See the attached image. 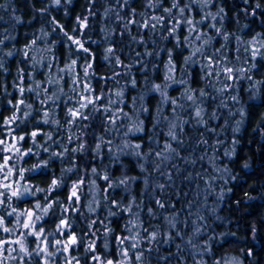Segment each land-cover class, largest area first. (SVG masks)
<instances>
[{
  "label": "rangeland",
  "instance_id": "374dc122",
  "mask_svg": "<svg viewBox=\"0 0 264 264\" xmlns=\"http://www.w3.org/2000/svg\"><path fill=\"white\" fill-rule=\"evenodd\" d=\"M176 2L179 8L189 7L180 13L172 8L173 0H159L158 7H148V0H60L59 5L53 0H0V39L4 40L0 95L8 97L0 98V141L14 105L29 124V129L17 125L13 130L20 147L14 134L7 147H0L18 151L26 148L23 141L28 138L47 162L43 176L21 181L19 192L28 189L25 196L14 198L8 207L0 198L5 203L0 208L4 220L0 264H93L84 228L74 212L73 185L84 193L97 228L100 264H242L248 258L264 264V178L257 182L245 166L252 161L249 148L254 143L264 160V55L252 56L254 48L264 54V0ZM25 8L34 9L42 25L37 39H31L15 19ZM164 8L172 9L171 17ZM152 16L164 19L157 23L150 20ZM132 20L138 24L128 23ZM146 20L149 26L143 27ZM208 38L211 42L203 46V54L192 57L195 63H185ZM217 49L219 65L204 68L207 56ZM225 67L233 69L230 75L224 73ZM156 84L165 96L153 91ZM188 95L193 99L188 100ZM87 99L97 100L95 129L104 142L94 141L86 181L78 182L74 147L66 142L67 132L75 128L68 111L76 108L75 101ZM173 99L176 105L169 103ZM197 110L201 117H196ZM134 126H142L143 131L129 133ZM170 130L179 143L167 135ZM136 144L141 147L134 149ZM165 144L176 151H165ZM8 169L12 171L9 163ZM124 177L135 179L118 184ZM109 183L116 186L110 188ZM29 212L31 226L25 229L22 224L29 220ZM237 217L251 223L252 246L235 226ZM61 220L70 227L59 230ZM111 230L114 239L109 237ZM73 235L77 242L69 245ZM122 238L126 239L120 244ZM40 248L45 251L36 255Z\"/></svg>",
  "mask_w": 264,
  "mask_h": 264
},
{
  "label": "trees",
  "instance_id": "16d2710c",
  "mask_svg": "<svg viewBox=\"0 0 264 264\" xmlns=\"http://www.w3.org/2000/svg\"><path fill=\"white\" fill-rule=\"evenodd\" d=\"M17 16L20 18V24L23 27L26 34L31 39L39 38L43 33L42 25L38 22V15L34 9H21L18 11ZM42 73V72H41ZM106 78V77H105ZM0 98L3 100L8 99L5 93H1ZM94 103L87 104V107L80 109L81 115L75 118V128L70 129L66 135V142L69 143L74 149V157L72 158L74 172L77 174L76 178L79 179L80 182L84 179L86 181V177L88 175V161L90 156V149L95 140L104 142L103 135L97 133L95 127L98 119L97 107L98 104L97 100L93 99ZM87 103L84 102H77L75 101L74 104L76 108H79L80 104ZM18 106V105H16ZM15 105L11 108L10 112H8V117L5 121H10V123H5V133L3 132V143H1V147H7L9 142L12 140L13 130L16 132L15 129L18 127H22L23 129H29V124L25 121V118L22 113L18 116V109ZM63 106V105H62ZM62 106L60 108H62ZM86 117V118H85ZM4 122V120H3ZM18 125V127H17ZM9 128V132H8ZM70 128V127H69ZM15 136V145L19 146L20 140L18 137ZM25 140V139H24ZM27 144H26V143ZM23 146L26 145V148H20L18 151L12 150L8 151V149H3L0 147V192H5L9 198L2 196L3 199L7 202V207L10 205V201H14V198L11 196L12 191L20 190V183L21 181L25 182L26 177H38L44 175V169L46 168L43 166L45 163L41 158V150L40 147H35V144L31 141H23ZM83 145V147H81ZM31 150V155H26V153ZM252 161L246 165V169L251 171L256 175L257 182H260L264 177V160L260 157V153L258 150V145L256 143L252 144L249 148ZM12 154V157L6 158L7 155ZM8 163L12 167L8 169ZM36 165H42V167L36 168ZM32 169V171H29ZM106 174L108 175V169H106ZM7 176V179H5ZM82 177V178H81ZM3 185H10L8 189H5ZM72 192V191H71ZM77 195L79 196V200L76 197L72 196V202L74 204V212L75 215L78 217L80 224L83 226L85 234L84 239L91 247V261L93 264H100L98 261L103 259L100 254L99 246L97 245V235L98 231L96 226L94 225V221L91 216V212L88 209L86 202H85V195L82 191L77 189ZM69 194V195H70ZM1 198V196H0ZM4 202V200H3ZM12 204V203H11ZM13 205V204H12ZM5 207V203L0 204V208ZM2 209V208H1ZM235 226L242 232V238L247 245H251V229H250V222L246 221L240 217L236 218L234 222ZM110 239H114L116 234L111 230L109 234ZM160 242L166 244V239L161 238ZM252 246V245H251ZM253 248V247H252ZM99 257V259H95ZM98 262V263H97ZM213 264H224L220 261L213 262ZM228 264V263H227ZM242 264H253L251 259H243Z\"/></svg>",
  "mask_w": 264,
  "mask_h": 264
},
{
  "label": "snow or ice",
  "instance_id": "6c2138e0",
  "mask_svg": "<svg viewBox=\"0 0 264 264\" xmlns=\"http://www.w3.org/2000/svg\"><path fill=\"white\" fill-rule=\"evenodd\" d=\"M117 2L119 3L120 0H117ZM203 2H204V4L206 5V4L208 3V0H203ZM247 2H248V0H245V3H247ZM53 3H54L55 5H59V4H60V0H53ZM124 3H127V0H124ZM147 6H148V7H158V6H160V5H159V0H157L156 4H153V3H151V0H148ZM187 7H189V5H185V8H187ZM259 7H260V5L257 4V5H256V8H259ZM172 8H179V4L176 2V0H173ZM185 8H179L180 13H183V12L185 11ZM45 10H46V9L41 10V11H45ZM132 11L134 12L135 10L133 9ZM163 11L166 12V13H168V14H169V17H171V11H172V9H170V8H164ZM221 11H223V9H221ZM252 14H255V9L253 10V13H252ZM15 19H16L17 22H20V18H19V17H15ZM163 19H164V17H162V16H161V17H157V16H152V17H150V20H152V21H156L157 23L162 22ZM78 20H79V18H78ZM128 23H137V24H138V22H137V21H134V20L129 21ZM186 23H188L189 25H191V24H192V21H191V20H188V21H186ZM198 23H202V21H200V22H198ZM80 25H81V27L86 26V25L84 24V22H80ZM142 26H143V27H148V26H149V21L146 20ZM151 26H152L153 28L156 27L155 24H152ZM177 26H179V22H178ZM125 29H127V24L125 25ZM172 32H175V28H173ZM217 32L219 33V30H217ZM171 34H172V33H170V35H171ZM65 35H67V33H65ZM257 35H259V34H257ZM5 38H7V37H5ZM196 38H197L198 40L201 39V37H200L199 35H198ZM69 39H72V38L69 37ZM131 39H132V40H136L135 37H131ZM186 39H187V38H186ZM225 39H227V37H225ZM253 40H256V37H253ZM139 42L142 43L143 41H139ZM210 42H211V38H208V39L203 40V45H202V47H200V48H196L195 51L192 53L191 56L186 57V58H185V63H188V62L195 63V61L192 60V57L195 56L196 53H202V54H203V46H205V45H209ZM3 43H4V40H3V39H0V45H2ZM33 43H35V41H33ZM73 43L79 45V47H80L81 49H83V51H85V52L88 51V49L83 48V44H82L79 40H73ZM177 46H179V45H177ZM107 52L112 53V52H113V49H112V48H108V49H107ZM219 53H220V49H217L215 53H213V54L210 55V56H207V63H206L203 67H204V68H211L214 64L218 66L219 63H220ZM148 54L150 55V53H148ZM7 55H8V56H12L13 53H12V52H9V53H7ZM137 55H139V53H137ZM257 55H264V54H261V53L259 52V49H258V48H254L253 51H252L253 59H255ZM25 56H27V52H25ZM169 56H171V53H170V52H169ZM106 58H107V57H106ZM75 63H76V61H72V64H73V65H75ZM117 63H118V64L121 63V62L119 61L118 58H117ZM168 64H169V65L172 64L171 59H169ZM2 67H3V64L0 63V68H2ZM90 67H91L90 64H88V65L85 66V75H87L88 68H90ZM223 71H224L225 74L230 75V74L232 73L233 69H232V68H227V67H225V68L223 69ZM211 74H212V73H209V75H211ZM165 79L167 80V79H169V77L166 76ZM73 83H75V81H73ZM134 83H135V81H133V84H134ZM164 87L166 88L167 85H165ZM23 91H24V90L21 89V92H23ZM86 91H90V88H89V89H86ZM153 91L161 92V95H162V96H165V95H166L164 92L161 91V85H159V84L153 85ZM117 95H120V94L117 93ZM200 95L203 96V95H205V93H204L203 91H201ZM49 99H52V98L49 97ZM81 99H85V98L81 97ZM97 99H99V97H97ZM187 99H188V100H192L193 97H192L191 95H188V96H187ZM91 103H94V101H93L92 99H87V103L80 104L79 108L69 109L68 114H69L71 117H73V119H75V118H77V117H79V116L81 115L80 109L87 107V104H91ZM169 103H171V104H173V105H176V101H175L174 99H173V100H170ZM174 110H175V109H174ZM44 115L47 116L48 113L45 112ZM195 115H196V117H201V111H200V110H197L196 113H195ZM85 118H86V117H85ZM44 122L47 123V120H45ZM199 122H200V123H203V120H200ZM5 123H6V124H7V123H10V121H5ZM171 127L174 128L175 125L173 124ZM141 131H143L142 126H134V127L128 129V132H129V133H132L133 135H134L136 132H141ZM31 135H32V137H35V136L37 135V133H36V132H33V133H31ZM167 135H168L169 137H171L172 140L177 141V137H176V134H175L174 131H171V130H170V131L167 133ZM20 139L22 140V139H24V137H20ZM0 143H3V141H0ZM177 143H179V141H177ZM205 143H206V141H205ZM81 147H83V145H81ZM96 147H97V149H99L100 145L98 144ZM126 147H127V145H126ZM133 147H134V149H139L141 146H140L139 144H136V145H134ZM164 149H165V151H168V152H175V151H176V149H173V148L171 147L170 144H165ZM76 150H77V149H73V151H76ZM45 151H46V149H45ZM31 154H32V153H31V150H29V152L26 153V155H31ZM135 154H136V155H140V153H139L138 151L135 152ZM52 155H58V154L53 153ZM60 155H62V154H60ZM156 156L160 157V156H164V154H163V152H156ZM164 159H168V157H167V156H164ZM201 159H203V157H201ZM46 164H47V162H45V164H44L43 166H46ZM245 166H246V165H245ZM0 167H2V166H0ZM35 167H36V168H39V167H42V165H36ZM141 167H142V166H141ZM29 171H32V169H30ZM68 171H71V169H69ZM92 172L95 173V172H96V169L93 168V169H92ZM5 179H7V176H5ZM104 179H105V180H110V177L105 176ZM129 179H135V178L124 177L123 179H119V180H118V184H121V185H122V184H127L128 181H129ZM169 179H171L170 176H169ZM145 183H147L146 180H145ZM56 186H57V181H56V180H53V181H52V188H55ZM114 186H116V185H113V184L109 183V187H110V188H111V187H114ZM3 187H4L5 189H8V188L10 187V185H3ZM77 187H78L77 185H73L72 196H73V197H76V199L79 200V196L77 195V191H76V188H77ZM159 187H160L161 189H163L164 185H159ZM52 188H50L49 191H51ZM39 191H43V190H39ZM27 193H28V189H25L24 192L12 191V192H11V196H13V197H21V196H25ZM0 196H4V197L10 199V197H7V195H6V191H5V192H0ZM0 203H3V201L0 200ZM156 203H157V205H158L159 207H161V208L164 207V204L161 203V201L157 200ZM51 206H52V205L50 204L48 207L50 208ZM35 207H36L37 209H39V208L41 207V205H40V204H36ZM43 211H44L45 214H46V213L48 212V208H45ZM65 211H67V209H65ZM151 211H152V210L149 209V212H150V213H151ZM14 212H15V209H13V212H12V213H8V215L11 216V215H13ZM27 215H28V217H29V220L26 221V222H23V224H22L23 228H25V229H27V228H29V227L31 226V216H32V213L29 212ZM36 219H40V217H36ZM17 222L20 223L19 217H17ZM130 223H131V222H130ZM3 224H4V220H3L2 217H0V227H2ZM65 227H70V225H67V224H66V221L61 220L60 225H58V229H59V230H62V229L65 228ZM3 231L7 232V231H10V230H9L8 228H3ZM29 234H31V233H29ZM26 235H27V234H26ZM39 235H40V233H36L37 238L39 237ZM155 237H156V233H152V234H151V238H152V239H155ZM124 239H126V238H122V239H120V240H119V243H120V244H123V243H124ZM133 239H135V237H133ZM76 242H77V238L73 235V236L70 237V239H69V241H68V244L71 245V244H75ZM17 243H19V241H17ZM59 243H60V241H57V244H59ZM136 246H137L136 244H132V245H131L132 248H135ZM38 247H39V245H38ZM91 247H92V246L90 245L89 248L91 249ZM65 250H67V245L65 246ZM21 251H25V252H26V249L24 248V246H23L22 244H21ZM41 251H45V249H44V248H40L39 251L36 252V255H39ZM124 254L127 255V253H124ZM47 255H51V254L48 253ZM141 255H142V253H141ZM141 255H138V256L136 257L137 260L141 259ZM95 259H99V257H96ZM108 264H112V262L109 261Z\"/></svg>",
  "mask_w": 264,
  "mask_h": 264
}]
</instances>
